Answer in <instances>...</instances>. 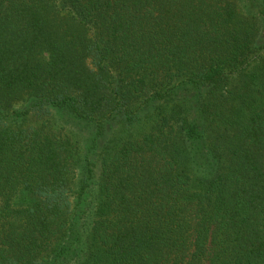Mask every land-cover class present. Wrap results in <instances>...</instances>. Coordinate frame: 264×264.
Returning a JSON list of instances; mask_svg holds the SVG:
<instances>
[{
    "label": "trees",
    "instance_id": "trees-1",
    "mask_svg": "<svg viewBox=\"0 0 264 264\" xmlns=\"http://www.w3.org/2000/svg\"><path fill=\"white\" fill-rule=\"evenodd\" d=\"M0 264H264V0H0Z\"/></svg>",
    "mask_w": 264,
    "mask_h": 264
},
{
    "label": "rangeland",
    "instance_id": "rangeland-1",
    "mask_svg": "<svg viewBox=\"0 0 264 264\" xmlns=\"http://www.w3.org/2000/svg\"><path fill=\"white\" fill-rule=\"evenodd\" d=\"M242 5V3H241ZM247 5V4H246ZM241 8V6H240ZM27 101L25 96H21L20 99H17L12 102L14 109H23L24 103ZM48 119V118H46ZM46 119H35L28 116L26 118L25 126L36 127L44 122ZM45 129L52 133H57L59 135H67L74 144V149L76 151L75 157L77 156L78 163L76 164V169L78 170L77 175L72 179L71 186L74 194L79 193L78 189L80 183L83 181V178L87 176L86 170L89 166L85 165L83 159L85 158V152L89 145V139L92 134V127L86 125L84 122L77 120L73 116L67 114L66 112L53 113V116H50L48 121L45 122ZM107 128L105 134L99 139L98 147L95 150H92V155L90 157L91 161V170L92 175L89 180L90 188L87 190V200L88 205L85 208H80L82 215L80 226L84 223V227L89 224V219H86L90 214H92L93 209L96 205V192L98 188V183L100 181V174L102 168V155L103 151H107L109 146L114 150V144L116 141H120L118 145H121L126 139H136L139 138L147 129L148 122L146 120H141L133 124L130 128L123 126V122L111 121L107 122ZM73 195V193H72ZM71 195V196H72Z\"/></svg>",
    "mask_w": 264,
    "mask_h": 264
}]
</instances>
